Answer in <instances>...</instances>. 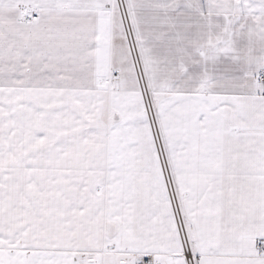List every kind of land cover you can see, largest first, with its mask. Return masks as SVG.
Instances as JSON below:
<instances>
[{"label": "snow or ice", "instance_id": "6c2138e0", "mask_svg": "<svg viewBox=\"0 0 264 264\" xmlns=\"http://www.w3.org/2000/svg\"><path fill=\"white\" fill-rule=\"evenodd\" d=\"M0 264H264V0H0Z\"/></svg>", "mask_w": 264, "mask_h": 264}]
</instances>
